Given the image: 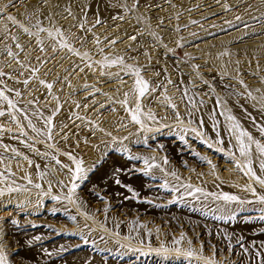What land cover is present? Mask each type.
Segmentation results:
<instances>
[{
	"label": "rangeland",
	"instance_id": "rangeland-1",
	"mask_svg": "<svg viewBox=\"0 0 264 264\" xmlns=\"http://www.w3.org/2000/svg\"><path fill=\"white\" fill-rule=\"evenodd\" d=\"M82 1L0 0V255L264 264L260 0Z\"/></svg>",
	"mask_w": 264,
	"mask_h": 264
},
{
	"label": "bare ground",
	"instance_id": "bare-ground-1",
	"mask_svg": "<svg viewBox=\"0 0 264 264\" xmlns=\"http://www.w3.org/2000/svg\"><path fill=\"white\" fill-rule=\"evenodd\" d=\"M82 5L84 4V6H88L89 8L91 7H98L100 6L99 4V1L98 0H83ZM81 5V6H82ZM86 8V7H85ZM264 12V0H260V2L256 5V10L253 12V17L254 16H258V15H254V14H260V13H263ZM5 30V26L3 24H0V32H3ZM263 40V39H262ZM220 41V40H219ZM224 41V40H223ZM264 41V40H263ZM221 42V41H220ZM261 43H264V42H261ZM219 44V43H217ZM259 45V44H258ZM261 45V44H260ZM256 47V46H255ZM252 49L254 52L252 53V51L248 52V53H251V55H260V56H264V44L262 46H259V47H256V48H250ZM208 51V50H207ZM214 50H212L213 52ZM217 51V50H216ZM215 52V51H214ZM213 52V53H214ZM227 51L225 50H219L217 52H215L214 54L215 55H212V53H209L211 55V58L213 59V65L214 67L216 68V70H218L219 72L221 73H225V74H234L235 72V68L237 69V62L235 60L233 61H229L226 56L224 57L223 55L226 54ZM210 58V59H211ZM236 63H235V62ZM235 65H234V63ZM236 66V67H235ZM213 67V66H212ZM247 91L248 93L251 95V101L249 100V102H251L252 104L254 103V105L262 108L264 110V79L259 81V83L257 85H254V86H250L247 88ZM226 97H228L227 95H225ZM235 100V99H233ZM232 100V101H233ZM236 102V101H235ZM232 103V102H231ZM238 103V102H237ZM241 103V102H240ZM240 103H238L240 106ZM234 104V103H233ZM236 104V103H235ZM249 105V106H254V105ZM232 105V104H231ZM234 105H232L231 108H233ZM237 108V107H235ZM233 108V109H235ZM249 108V107H247ZM246 106H245V109H247ZM251 108V107H250ZM249 109H247L248 113H249ZM244 109V108H243ZM242 108L238 109V110H243ZM237 111V109H235ZM246 111V110H244ZM231 112V111H230ZM233 112V110H232ZM238 112V111H237ZM240 113V111H239ZM252 113V112H251ZM238 115V114H237ZM247 116V114H246ZM168 133V132H167ZM163 141V140H162ZM172 141V140H171ZM170 139L168 140H165V146H166V150L169 151V155L171 157L172 160H174L175 162H178V163H185L187 161H193V164L195 166V168H199L201 167L204 162L201 161V160H198L195 158V153L192 149L188 148V149H184L181 145H179L177 143V141H174V142H171ZM163 147V146H162ZM193 148V147H192ZM164 149V148H163ZM169 158V157H168ZM182 164V165H183ZM116 207L118 205H115ZM258 218H260L259 215H255L254 213L250 212L248 213V216L246 218H239L240 222L242 219H247L249 221H255L257 220ZM264 231L263 228H261V231ZM259 231V230H258Z\"/></svg>",
	"mask_w": 264,
	"mask_h": 264
},
{
	"label": "snow or ice",
	"instance_id": "snow-or-ice-1",
	"mask_svg": "<svg viewBox=\"0 0 264 264\" xmlns=\"http://www.w3.org/2000/svg\"><path fill=\"white\" fill-rule=\"evenodd\" d=\"M138 83H139V81H138ZM49 87H51L50 85H49ZM143 93H144V89H141V95H143ZM133 119H135V117H133ZM262 151H264V149H262ZM242 152H243V149H242ZM77 171L79 172L80 171V169H79V165H77ZM224 199L225 200H229V199H235V197H229V196H225L224 197ZM0 264H7V260H6V258L5 257H3L2 255H0Z\"/></svg>",
	"mask_w": 264,
	"mask_h": 264
}]
</instances>
